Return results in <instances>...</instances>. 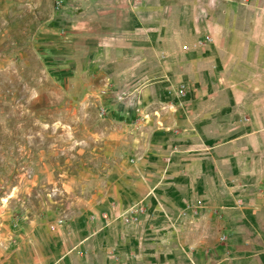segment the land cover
<instances>
[{
  "label": "crops",
  "instance_id": "0c3cea01",
  "mask_svg": "<svg viewBox=\"0 0 264 264\" xmlns=\"http://www.w3.org/2000/svg\"><path fill=\"white\" fill-rule=\"evenodd\" d=\"M61 2L73 51L129 69L163 55L191 88L201 74L181 112L160 113L172 130L154 150L158 172L121 189L140 208L57 227L45 264H264V0Z\"/></svg>",
  "mask_w": 264,
  "mask_h": 264
},
{
  "label": "rangeland",
  "instance_id": "374dc122",
  "mask_svg": "<svg viewBox=\"0 0 264 264\" xmlns=\"http://www.w3.org/2000/svg\"><path fill=\"white\" fill-rule=\"evenodd\" d=\"M61 4L0 0V264H45L57 227L140 208L121 189L158 172L154 150L172 130L160 113L200 89L201 69L191 88L183 63L170 69L163 55L129 69L73 51Z\"/></svg>",
  "mask_w": 264,
  "mask_h": 264
},
{
  "label": "built area",
  "instance_id": "2783aa9c",
  "mask_svg": "<svg viewBox=\"0 0 264 264\" xmlns=\"http://www.w3.org/2000/svg\"><path fill=\"white\" fill-rule=\"evenodd\" d=\"M210 41V37L208 35H203L201 37H199L196 42H195V45L197 47H202L204 46L206 43H208ZM237 202H239V200L237 199ZM195 205L198 206L199 205V201L196 200L195 201ZM103 217H105V215L103 214L102 215Z\"/></svg>",
  "mask_w": 264,
  "mask_h": 264
}]
</instances>
